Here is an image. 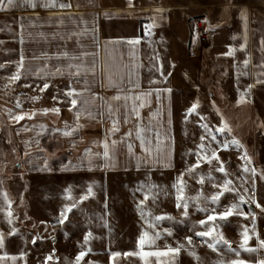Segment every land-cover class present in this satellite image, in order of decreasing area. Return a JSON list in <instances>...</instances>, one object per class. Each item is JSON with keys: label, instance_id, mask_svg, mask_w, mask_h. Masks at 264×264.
<instances>
[{"label": "crops", "instance_id": "crops-1", "mask_svg": "<svg viewBox=\"0 0 264 264\" xmlns=\"http://www.w3.org/2000/svg\"><path fill=\"white\" fill-rule=\"evenodd\" d=\"M33 2L35 7L17 0L0 9V125L9 126L27 173L169 169L176 163L183 116L190 117L193 131L202 130L203 118L207 130L222 127L210 105L215 97L248 102L255 132L248 141L264 171V0H56L71 5L65 8L45 7L47 0ZM196 20L213 36L194 55L190 31ZM16 74L19 80L12 79ZM73 89L74 97L67 96ZM210 89L215 93L208 98ZM20 115L25 118L17 121ZM60 150L74 154L57 156ZM254 179L260 187L263 172ZM259 204L247 209L259 213L251 245L257 251L242 249L239 259L246 264L264 260L259 247L264 203ZM18 237L12 241L15 247L0 248V264H27L28 256L36 254L31 244L37 235L30 238L28 253L20 232Z\"/></svg>", "mask_w": 264, "mask_h": 264}, {"label": "rangeland", "instance_id": "rangeland-1", "mask_svg": "<svg viewBox=\"0 0 264 264\" xmlns=\"http://www.w3.org/2000/svg\"><path fill=\"white\" fill-rule=\"evenodd\" d=\"M214 93L210 89L206 96L210 98ZM14 101L28 103L31 100ZM238 101L240 106L236 105ZM238 101L234 100L233 104V99L215 97L209 102L215 111L216 124L222 125L219 128L227 126L223 133L215 127L210 129L209 135V130L203 127L207 124L205 118L202 130L193 131L190 117L183 116L181 132L176 134V163L169 169L159 171L72 173L53 168L27 173L22 166L23 155L18 153L9 136V127L0 125V234L3 236L0 248L15 247L16 243L12 241L19 239L20 232L21 246L27 253L30 238L37 235V243L31 244L36 254L33 253L30 258L28 256L27 264H77L76 257L81 251L87 254L79 264H145L146 261L147 264H158V260L159 264H194L191 259L195 264H231L239 260L243 251L239 247L242 239L237 237V231L247 228L251 237L247 246L254 245V225L259 211H251L255 215L253 220L247 209L256 203H264V180L259 187L258 180L255 183L254 179L262 172L264 175V171L256 165L255 145L248 141L255 133L254 115L246 100ZM35 110L45 109L35 106ZM244 135L246 139L242 138ZM212 136H215L216 143L208 141ZM233 140L238 141L239 146L233 144ZM201 144L203 148L199 147ZM223 144L229 147L225 149ZM213 151H216L218 159H211V163L202 159L205 156L211 158ZM57 152V156L66 154L71 157L74 154V151ZM198 160L199 166L189 171ZM221 163L225 169L223 173L217 171ZM245 167L250 171L245 172ZM181 174L183 195L189 205L187 216L182 214V208L176 207L177 190L173 185L177 184ZM201 178L203 183L198 182ZM225 180L232 181L229 188L233 191H224ZM89 187L91 194L88 193ZM220 192L224 194L219 201L212 203L211 197ZM240 195L248 201L243 208L246 215L250 214L248 218L234 214L227 222H216L220 225L219 232L239 255L228 251L225 245H219L218 250L213 251L202 243V238L194 235V231L205 230L199 221L213 214V209L219 213L221 208L239 203ZM66 208L72 210L66 213L67 219L60 223L63 219L61 213ZM199 208H207L208 211L202 212ZM156 216L173 219L160 221L155 229L150 228L149 223L155 224ZM163 229H171L173 235L167 236ZM145 231L150 234L160 231L163 237L151 247L145 245V252L163 250L166 245L177 247V242L184 247L178 255L169 254L160 258L124 255L140 253L138 239ZM86 236H89L87 242ZM187 236L193 237L191 245L185 240ZM189 252L195 253V256L189 255ZM113 253L120 255L114 257Z\"/></svg>", "mask_w": 264, "mask_h": 264}, {"label": "snow or ice", "instance_id": "snow-or-ice-1", "mask_svg": "<svg viewBox=\"0 0 264 264\" xmlns=\"http://www.w3.org/2000/svg\"><path fill=\"white\" fill-rule=\"evenodd\" d=\"M16 2H17V0H0V9H4V8H7L8 6H12ZM27 2L31 3L33 7L36 6L35 3L33 2V0H27ZM44 6L45 7H57L58 6L60 8L71 7V5L63 4V3L57 5L56 0H47V2L44 4ZM129 43H133L134 44V43H138V41H129ZM228 54L231 55L232 52L230 51ZM19 67L23 68V57L21 58V63L19 65ZM12 79L19 80L20 79V75L16 74L15 76L12 77ZM43 87L47 88L48 85L45 84ZM74 93H75V90L73 89V90H70L69 92H67L66 95L69 96V97H74ZM76 95H79V94H76ZM120 98L121 97H119V96L113 97V99H117V100L120 99ZM137 99H139V97H137ZM70 103H71L72 107H76L77 99L76 98H72L70 100ZM142 106L143 105H141V107ZM195 108H196V106L193 105L192 109H190L189 111L190 112L195 111ZM69 110H71V108ZM45 111H47V110H45ZM54 111L59 112V109H54ZM109 111L111 112V108L109 109ZM133 111L135 112L136 109L133 108ZM79 115H80V113L77 112V119L79 118ZM89 115L91 116V114H89ZM137 115H138V112H137ZM24 118L25 117L23 115L15 117V119L17 121L23 120ZM29 118H31V117H29ZM115 123H116V121L113 122L114 130H116L115 129ZM203 127L205 129L208 128L207 125H203ZM226 127L227 126L225 125V128ZM225 128H218L217 131H220L221 133H223L225 131ZM73 131H75V129ZM229 131H230V129H229ZM64 134L65 135H71L72 133L71 132H65ZM128 135H131V133H129ZM209 135H211L210 130H209ZM137 138L141 140V145L143 146L144 145V138L140 135V132H137ZM203 139H204V137L202 136L201 140H203ZM212 139L215 140L216 139L215 136H212ZM232 143L236 144L237 146H239V142L238 141L233 140ZM128 147H129V151L131 152V145H129ZM199 147L203 148V144H201ZM223 147L226 149L228 147V145L227 144H223ZM104 148H105L104 156L107 157L108 156V144L107 143H105ZM88 151L90 152V150H88ZM145 151H149V149L145 148ZM202 159H205L209 163H211V159H218V156H217L216 151H213L211 158L205 156ZM198 166H199V160L197 161L196 165H193V166H191L189 168V171L194 170V168L198 167ZM217 171L222 172V173L225 172V169H224L222 163L217 168ZM244 171L248 172L250 170L245 167ZM251 171L253 172V174H255V170L254 169H252ZM182 177H183V174H181V176L178 177L177 184H175L173 186L176 187V190H177V195H176L177 204H176V207L177 208H182L183 209V213L182 214L184 216H187L188 215V206L189 205H188L187 199L183 195V179H182ZM198 182L199 183H203V178H201ZM231 183H232L231 180H225L223 182L224 191H233V189L229 188V185ZM91 191H92V189H91V187H89L88 193L91 194ZM149 191H151V189H149ZM245 191H247V189H245ZM223 194H224V192H220V193L212 196L211 197L212 203H214V204L217 203L219 201L220 196H222ZM84 198H87V197H84ZM147 198H148L147 195H145V199H147ZM238 200H239V203H233V204H231L230 206L226 207L223 211H221L219 213H216L215 209H213L212 210L213 214H209L205 220L199 221V224L201 226H204L205 230L194 231V235L196 237L202 238V243L207 244V246L210 249H212L213 251H217L219 245H225V246H227V250L228 251L236 252V255L237 256L239 255V252L236 251L235 249H232L231 245H230V242L227 239L224 238L222 233L219 232L220 225L218 223H216L217 221L227 222L229 217L233 216L234 214L244 216L245 219L248 218V216L241 209V205L247 203L248 201L245 200L243 195H240L238 197ZM141 203H143V201H141ZM253 203H255V201H253ZM256 207L257 208H261V205L259 203H256ZM71 210H72L71 208H66L64 210V212L61 213V216L63 217V219L60 220V223H63L64 220L67 219L66 213L70 212ZM198 210L202 211V212H207L208 211L207 208H199ZM261 210L264 211V208H262ZM250 214L252 215V218L254 220L255 219L254 213H251V211H250ZM9 215H11V213H9ZM142 215H143V213H142ZM154 219L156 221L155 224L149 223V227L153 228V229H155L157 227V224L160 221H163V220H166V219L167 220H171L173 218L169 217V216H156ZM253 231H254V229H253ZM163 233L166 234L167 236H172L173 235V232H172L171 229H163ZM90 235L91 234L89 233V236ZM89 236L85 237V242L88 241ZM241 236H242V242L239 245V247L241 249H243L244 251H248V252L257 251L256 248H251V247L247 246L248 245V241L251 239V237L249 236V230L247 228L243 229V231L241 232ZM162 238L163 237H162V234H161L160 231H155L154 234H150L148 231H145V232H143L141 234V236L138 239V246L140 248V253H125L124 255H141L142 257H157V258H160V257L168 256L169 254L178 255L179 252L181 251V249L184 247L183 244L177 242V245H178L177 247H172L170 245H166L165 249H163V250L157 249L155 251H147V252H145L143 250L145 245H148L149 247H151L152 245H154L156 243L157 240L162 239ZM257 238H258V235H257ZM192 239H193L192 236L185 237V240H186V242L189 245L192 244ZM2 245H3V236H2V234H0V246H2ZM259 247L260 248H264V240H260L259 241ZM86 254L87 253L85 251H81L78 254V256L76 257L77 264H79V261ZM112 255L115 257V256H119L120 253H113ZM189 255L195 256V253L189 252ZM0 259H3V258L0 257ZM13 259H15V258H13ZM145 264H147V261L145 262ZM158 264H159V260H158ZM221 264H222V262H221ZM231 264H246V262L243 261V260H234V261L231 262ZM258 264H264V260H260L258 262Z\"/></svg>", "mask_w": 264, "mask_h": 264}, {"label": "built area", "instance_id": "built-area-1", "mask_svg": "<svg viewBox=\"0 0 264 264\" xmlns=\"http://www.w3.org/2000/svg\"><path fill=\"white\" fill-rule=\"evenodd\" d=\"M212 36V30L208 29L202 20L194 21L190 31V42L193 54L195 55L201 52L204 45L208 44Z\"/></svg>", "mask_w": 264, "mask_h": 264}, {"label": "trees", "instance_id": "trees-1", "mask_svg": "<svg viewBox=\"0 0 264 264\" xmlns=\"http://www.w3.org/2000/svg\"><path fill=\"white\" fill-rule=\"evenodd\" d=\"M7 127H9V126H7ZM248 150V149H247Z\"/></svg>", "mask_w": 264, "mask_h": 264}]
</instances>
